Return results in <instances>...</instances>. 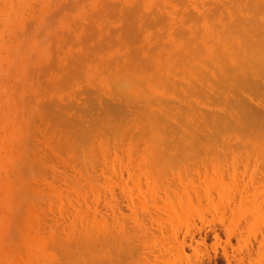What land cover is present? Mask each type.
I'll return each instance as SVG.
<instances>
[{
    "label": "rangeland",
    "instance_id": "374dc122",
    "mask_svg": "<svg viewBox=\"0 0 264 264\" xmlns=\"http://www.w3.org/2000/svg\"><path fill=\"white\" fill-rule=\"evenodd\" d=\"M136 1L0 0V264H62L63 261L70 260L69 263L63 264H264V53H258L262 47L253 52L254 48L259 46L254 44L255 41H264V0L250 1L253 6L245 4L248 0H244L245 3L242 0ZM228 1L234 6L235 2L241 5L233 8L239 22L246 19L244 22L248 29L238 21L237 24L232 22L243 32L240 37L236 36L249 40L247 42L243 39L248 43V47L243 43L245 48H242L243 41L237 39L235 34H232L235 41L230 37V32L234 33L236 29L231 23L232 19H236V15H233L234 12L232 14L233 8ZM215 6H220L221 9L214 8ZM248 7H254L257 12L249 13ZM124 11L126 13H122ZM128 11L134 15L130 16ZM206 13L209 14L208 18ZM254 13L256 15H251ZM191 14L200 16L192 19ZM143 16L150 19L145 20ZM126 19H132L130 21L134 22L131 25L135 28L130 25L132 29L129 27L130 31H127V25L131 22ZM156 19L163 22L159 24L161 21L157 22ZM251 19L257 22L252 21L256 29L251 25ZM145 21L150 22L145 24ZM121 24L129 34L131 30L135 31L134 35L139 33L142 41L138 39V35L132 34L133 31L130 36L124 28L121 30ZM150 24L156 26L149 28ZM228 26L233 27L230 30ZM177 27L179 33L176 34ZM138 29H141V34ZM198 29H202V32H197ZM250 29L251 33H245ZM223 30L227 32L226 35ZM193 32L195 33L191 34ZM173 33L176 34L175 38ZM107 35L109 40L106 39ZM258 35L259 39H256ZM253 38L256 40L252 43L250 39ZM126 41L129 43L126 44ZM200 45L202 49L198 50ZM237 45L241 47L238 56L234 49ZM128 47H135L138 51L133 52ZM150 47L155 48V52ZM250 47H253V50ZM148 49L152 51L151 54ZM221 52L227 53L224 55ZM179 53H182V56H179ZM254 54L260 55L255 59ZM76 55L81 56V59ZM116 55L125 58L118 59ZM202 56H205V60L201 59ZM238 57L241 58V63ZM148 58L152 60L149 61ZM140 59L142 63L138 64ZM145 61L149 62V65L146 62V65L141 66ZM226 62L227 64H224ZM150 63L153 65L150 66ZM130 64L132 67L138 65L136 67L139 68H132L128 66ZM238 64L241 67H238ZM191 65L193 67H190ZM195 66H198V69ZM160 67L162 70H159ZM214 67L217 70L212 72ZM225 67L227 70H231L230 67L233 69L228 70L229 72L226 70V73ZM170 69L172 71H169ZM199 69L203 71L200 72ZM235 69L238 76L233 71ZM204 72L205 75H201ZM206 74H209V78ZM139 76L143 79L141 83ZM218 76L220 80L225 77L230 79L225 83L226 80L221 82ZM147 78L150 79L149 83ZM175 80L180 84L178 87L175 83L176 87L172 84ZM210 80L216 82L212 83ZM162 81L164 84L168 81L167 85ZM233 82H238L240 91L237 85L235 90ZM125 83H128L127 86ZM215 83H218V87ZM169 84L170 89H167ZM157 85L162 88H157ZM164 91L167 92L163 93ZM191 93L196 94L194 96ZM214 97H222L223 100ZM234 98L235 101L239 100L236 103L242 102V106L240 103L237 106ZM217 100L224 104H219L220 101L218 103ZM147 106L149 108H146ZM233 106L236 111L232 109ZM161 109L163 115L160 114ZM192 113L196 116L193 117L195 122ZM243 113L244 115H241ZM168 114L171 115L170 118ZM215 115L217 117L213 122ZM240 116L243 120L251 117L252 119L243 122L238 118ZM161 120H164L163 123ZM139 122L142 124L139 125ZM208 122L214 124L210 125ZM199 123L200 127H196ZM224 123L228 128L224 127ZM213 125L215 128H212ZM237 126L242 130V134ZM155 127L159 132L155 131ZM163 129L165 132H162ZM250 129L254 131L252 134ZM222 130L227 133L224 134ZM230 132L232 134L229 135ZM244 132L247 133L244 135ZM163 133H167L165 135L169 137H165ZM223 134L229 135L230 138ZM157 135L159 138H156ZM178 140L186 144L180 143L181 148L177 144ZM194 145L195 147H192ZM170 146L171 148H168ZM219 176L223 183L216 180H219ZM241 190L244 191L242 194ZM163 192H166V195ZM241 195H246V202L240 200L243 198ZM253 198H256L255 202ZM189 203L193 209L187 208ZM258 204L263 206L258 207ZM238 221L244 225H240ZM101 226L108 228L113 237L107 233L106 238H103V235L99 234ZM86 228L89 230L86 231ZM119 230L121 234L118 233ZM86 232L91 233V239H88ZM97 233L99 239H102L99 246ZM81 237L83 240L78 239ZM53 238L61 245L55 244V248L52 245L55 242ZM84 238L90 242L94 239L96 244L88 243ZM104 239L109 243L113 241L115 248ZM84 241H87L89 247L83 244ZM103 241L107 244L104 249L101 248ZM49 242L52 243L50 248ZM73 242L79 243L80 247L77 244L73 247ZM62 243L65 245L62 246ZM177 245H180L181 249H178ZM66 248L68 251L72 250L74 256L71 251L67 252ZM80 248H84L82 253L87 250L88 252L81 255L78 253ZM98 252L100 256L97 255ZM63 254L70 255L66 258ZM75 254L79 260L75 261ZM95 256L98 258L95 259Z\"/></svg>",
    "mask_w": 264,
    "mask_h": 264
},
{
    "label": "bare ground",
    "instance_id": "6f19581e",
    "mask_svg": "<svg viewBox=\"0 0 264 264\" xmlns=\"http://www.w3.org/2000/svg\"><path fill=\"white\" fill-rule=\"evenodd\" d=\"M130 1H131V0H130ZM135 1H136V0H135ZM175 1H177V0H174V2H175ZM181 1H182V0H181ZM181 1H180V2H181ZM183 1H184V0H183ZM233 1H234V0H233ZM242 1L244 2V0H242ZM242 1H239V2H242ZM245 1H246V0H245ZM250 1L252 2L253 0H248L246 3H245V2H244V3H245L246 5H248V6H249V5L253 6V4H251ZM255 1H256V0H255ZM136 2H137V1H136ZM136 2H135V3H136ZM178 2H179V1H178ZM225 2H226V1H225ZM237 2H238V0H237ZM237 2H235V6H234L233 4L231 5V2L229 3V1H228V4H230V7L232 6V8H233V7H237V6H238V7L241 6V5H239ZM243 2H242V3H243ZM248 2H250V3H248ZM263 2H264V1H263ZM133 3H134V2H133ZM133 3H132V4H133ZM172 3H173V1H172ZM183 3H184V2H183ZM247 3H248V4H247ZM260 3H262V2H260ZM25 4H26V3H25ZM136 4H138V2H137ZM157 4H158V3H157ZM228 4H226V6H227ZM63 5H64V4H63ZM67 5H68V4H67ZM69 5H70V4H69ZM69 5H68V6H69ZM142 5H143V4H142ZM171 5H172V4H171ZM176 5H177V4H176ZM213 5H214V4H213ZM259 5H260V4H259ZM259 5H258V7H259ZM65 6H66V5H65ZM65 6H64V7H65ZM135 6H136V5L133 6V9H134V10L136 9ZM143 6H144V5H143ZM187 6H188V5H187ZM208 6H210V5H208ZM208 6H207V8H208ZM221 6H222V5H221ZM62 7H63V6L61 5V8H62ZM138 7H139V4H138ZM138 7H137V8H138ZM211 7H212V6H211ZM223 7H224V6H223ZM228 7H229V6H228ZM230 7H229V8H230ZM256 7H257V5L255 6V8H256ZM125 8H126V7H125ZM125 8H123V9H125ZM214 8H217V6H215ZM214 8H213V9H214ZM219 8H220V6H219L217 9H219ZM232 8H230V9H232ZM243 8H245V7H243ZM243 8H242V9H243ZM248 8H249V7H248ZM253 8H254V7L249 8V13H250V11H254ZM260 8H261V6H260ZM62 9H63V8H62ZM117 9H118V8H117ZM126 9H127V8H126ZM138 9H139V8H138ZM138 9H137V10H138ZM140 9H141V6H140ZM140 9H139V10H140ZM199 9H200V8H199ZM213 9H212V10H213ZM217 9H215V10H213V11L216 12ZM220 9H221V8H220ZM250 9H252V10H250ZM263 9H264V8H263ZM67 10H70V9H67ZM130 10H131V9H130ZM161 10H162V9H161ZM183 10H184V9H183ZM201 10H202V9H201ZM206 10H207V9H206ZM224 10H225V9H224ZM228 10H229V9H228ZM234 10H235V8L232 9V14H233V12H234L233 15H236V13H235L236 10H235V11H234ZM71 11H72V9H71ZM121 11H122V9H121ZM178 11H179V10H178ZM190 11H191V9H190ZM204 11H205V10H204ZM204 11H203V12H204ZM208 11L210 12L209 9H208ZM221 11H222V10H221ZM241 11H242V10H241ZM139 12H140V11H139ZM162 12H163V11H162ZM191 12H192V11H191ZM191 12H189V13H191ZM215 12H214V13H215ZM239 12H240V11H239ZM254 12H257V11H254ZM30 13H31V12H30ZM58 13H59V12H58ZM90 13H91V12H90ZM110 13H111V12H110ZM122 13H126V12L124 11V12H122ZM128 13L130 14V16H131V15H134V14L130 13V11H128ZM146 13H147V12H146ZM195 13H196V12H195ZM218 13H219V12H218ZM243 13H244V10H243ZM245 13H248V11H245ZM249 13H248V15H250ZM263 13H264V12H263ZM184 14L186 15V13H184ZM192 14H194V13H192ZM192 14H191V15H192ZM207 14H208V13H206L205 15H206V17L208 18L209 16H207ZM222 14H224L223 11H222ZM116 15H117V14H116ZM121 15H126V14H121ZM167 15H168V14H167ZM172 15H174V14H172ZM191 15H190V17H191ZM205 15H204L203 17H205ZM208 15H209V14H208ZM240 15H241V14H240ZM248 15H246V16H248ZM251 15H256V14L254 13V14H251ZM260 15H262V13H261ZM136 16H137V15H136ZM136 16H135V17H136ZM147 16H149V14H148ZM187 16H188V14H187ZM195 16H197V15H195ZM195 16L192 15L191 18L193 19V17H195ZM198 16H200V15H198ZM198 16H197V17H198ZM243 16H244V14L242 15V17H243ZM17 17H18V16H17ZM116 17H117V16H116ZM120 17H121V16H120ZM143 17H144V16H143ZM157 17H158V16H157ZM201 17H202V16H201ZM201 17H199V18H201ZM210 17H211V15H210ZM236 17H238V16H237V15L234 16V18H236ZM252 17H253V16H252ZM263 17H264V16H263ZM54 18H55V17H54ZM146 18L150 19L149 17H146ZM146 18L144 17L145 20H147ZM159 18H160V16H159ZM179 18H180V17H179ZM188 18H189V17H188ZM211 18H212V17H211ZM214 18H215V17H214ZM231 18H233V17H231ZM246 18H247V17H246ZM254 18H255V17H254ZM256 18H257V17H256ZM60 19H61V18H60ZM121 19H122V18H121ZM128 19H129V18H128ZM161 19L163 20L164 17H161ZM189 19H190V18H189ZM205 19H206V18H205ZM219 19H220V18H219ZM236 19H237V20H236ZM236 19H232V20H231V23L234 24V22H232V21H235L236 24H237V21L239 22V18H236ZM240 19H241V18H240ZM260 19H261V18H260ZM85 20H86V19H85ZM114 20H115V17H114ZM130 20H132V19H130ZM130 20H129V21H130ZM137 20H139V19H137ZM158 20H160V19H158ZM158 20L156 19L155 21L158 22ZM162 20H160L161 22H159V24L163 22ZM166 20H167V19H166ZM195 20H196V18H195ZM245 20H246V19H245ZM245 20H243V22H241L242 20H240L239 23H241L242 25L245 26V25H246V22H244ZM253 20H254V19H251V20H250L251 22L248 20V22H250L251 25H252V24L254 23V21H255V20H254V21H253ZM256 20H257V19H256ZM116 21H117V19H116ZM116 21H115V22H116ZM126 21L129 22L127 19H126ZM126 21L123 22V23L125 24ZM175 21H176V20H175ZM252 21H253V23H252ZM130 22H131V23H130ZM130 22H129L130 24H128V25L126 24V25H127V29H128L129 27H131V26L133 27V25H131V24H133L134 21H130ZM145 22H146V23H145ZM145 22H143V23L147 24V23H149L150 21H149V22H148V21H145ZM185 22H186V21H185ZM185 22L183 21V23H185ZM187 22H188V21H187ZM198 22H199V21H198ZM214 22H215V21H214ZM224 22H225V21H224ZM260 22H261V21H260ZM141 23H142V22H141ZM154 23H155V22H154ZM193 23H197V22L193 21ZM208 23H209V22H208ZM239 23H238V24H239ZM255 23H257V22L255 21ZM155 24H157V23H155ZM155 24H152V25H153V26H156ZM177 24H178V23H177ZM200 24H201V23H200ZM200 24H199V25H200ZM228 24H230V23L228 22ZM258 24H259V23H258ZM261 24H262V23H261ZM263 24H264V23H263ZM65 25H66V24H65ZM100 25H101V24H100ZM117 25H118V24H117ZM121 25L123 26V24H121ZM126 25H125V26H126ZM130 25H131V26H130ZM152 25L150 24V26L148 25V27H149V28H150V27L152 28V27H153ZM157 25H158V24H157ZM178 25H179V24H178ZM222 25H223V24H222ZM224 25H225V27H227L226 23H225ZM253 25L255 26V24H253ZM122 26H120V28H121ZM142 26H143V24L141 25V27H142ZM166 26H167V24H166ZM192 26H193V25H192ZM192 26H191V27H192ZM216 26H217V25H216ZM233 26H234V27H233ZM233 26H232L233 28L236 27L235 24H234ZM254 26H253V27H254ZM263 26H264V25H263ZM263 26H262V28H264ZM111 27H112V26H111ZM132 27H131V29H132ZM136 27H137V26H136ZM141 27H140V28H141ZM191 27H189V28H191ZM194 27H195V26H194ZM232 27H231V26H230V27L228 26V28H229L230 30L232 29ZM249 27H250V26H249ZM120 28H118L119 31H120ZM123 28H124V31H126V29H125L124 26L122 27L121 30H123ZM133 28H135V27H133ZM146 28H147V27H146ZM146 28H145V30H146ZM197 28H198V26H197ZM197 28H196V29H197ZM218 28H219V27H218ZM228 28H226V29L228 30ZM244 28L246 29L247 26H245ZM259 28H260V27H259ZM100 29H101V28H100ZM110 29H111V28H110ZM142 29H143V28H142ZM207 29H208V28H207ZM213 29H215V28H213ZM237 29H238V27H236V29H234V31H235L234 33H232V31L230 32V33H231V36H230L231 38H232V34H235L234 36L237 35L238 37H240V35L243 33V32H241V28L238 29V30H239V33H237V32H236ZM247 29H248V28H247ZM255 29H256V26H255ZM94 30H95V29H94ZM113 30H115V29H113ZM113 30H112V31H113ZM138 30H139V29H138ZM140 30H141V29H140ZM140 30H139V31H140ZM173 30H175V29H173ZM176 30H177V31H176V32L174 31V32H175L176 34L179 33V32H178V31H179L178 27H177ZM199 30H200V29H198L197 32H198ZM218 30H219V29H218ZM258 30H260V29H258ZM261 30H262V29H261ZM96 31H97V30H96ZM96 31H95V32H96ZM112 31H111V32H112ZM127 31H130V28H129ZM127 31H126V32H127ZM132 31H133V32H132ZM181 31H182V29H181ZM204 31H205V30H204ZM219 31H220V30H219ZM223 31H224V33H225V30H223ZM250 31H251V29L248 30V31L245 32V33H249ZM263 31H264V30H263ZM113 32H114V31H113ZM113 32H112L111 35H110L111 39L108 37V35H107V38H106V39L109 38L110 40H112V34H113ZM115 32H116V31H115ZM115 32H114V33H115ZM131 32H132V34L134 35V32H135V31H134V30H131ZM131 32H130V34H131ZM142 32H143V31H142ZM152 32H154V31H152ZM200 32H202V29L200 30ZM260 32H262V31H260ZM97 33H98V31L96 32V35H97ZM127 33L129 34V32H127ZM136 33H137V32H136ZM136 33H135V35H138V39L141 40V39L139 38V37H140L139 33H137V34H136ZM163 33H164V32H163ZM194 33H195V32H193V33H191V34H194ZM226 33H227V32H226ZM226 33H225V35H226ZM230 33H228V34H230ZM236 33H237V34H236ZM250 33H251V32H250ZM262 33H263V32H262ZM262 33H260V34L263 35ZM122 34H123V31H122ZM124 34L127 35L125 32H124ZM130 34H129V35H130ZM140 34H141V31H140ZM176 34L173 33L174 38H175ZM221 34H222V33H221ZM221 34H220V35H221ZM71 35H72V34H71ZM133 35H132V36H133ZM135 35H134V36H135ZM164 35H165V34H164ZM195 35H196V34H195ZM250 35H251V34H250ZM98 36H99V34H98ZM121 36H122V37H125V36H123V35H121ZM130 36H131V35H130ZM141 36H142V35H141ZM161 36H162V35H161ZM181 36H182V34H181ZM191 36H192V35H191ZM198 36H199V34H198ZM204 36H205V35H204ZM209 36H210V35H209ZM214 36H215V35H214ZM222 36H223V35H222ZM222 36H220V37H222ZM234 36H233V37H234ZM237 36H236V37H237ZM254 36H255V35H254ZM105 37H106V36H105ZM113 37H114V36H113ZM152 37H153V34H152ZM159 37H160V36H159ZM195 37H196V36H195ZM227 37H228V36H227ZM238 37H237V39H239ZM250 37H251V36H250ZM252 37H253V36H252ZM256 37H257V36H256ZM260 37H262V36H260ZM91 38H92V37H91ZM91 38H90V39H91ZM125 38H128V36H126ZM129 38H130V37H129ZM131 38H132V37H131ZM150 38H151V37H150ZM168 38H169V37H168ZM224 38H225V37H224ZM231 38H230V39H231ZM247 38H249V36H248ZM109 39H108V40H109ZM133 39H134V40H138V39H135V38H133ZM177 39H178V38H177ZM232 39H233V40H232ZM232 39H231L232 41H235L234 38H232ZM237 39H236V41H237ZM243 39H245V41H247V42H248L249 40H248V39L246 40V37H243L242 39H239L241 42L243 41V42L241 43V47H242V48H245V44H246V43H245V41H244ZM256 39H259V35H258V38H256ZM256 39L253 38V39H250V41L253 43V40H256ZM260 39H261V38H260ZM81 40H84V39H81ZM96 40H97V39H96ZM134 40H133V42H135ZM139 40H138V41H139ZM148 40H149V39H148ZM155 40H156V39H155ZM84 41H85V40H84ZM101 41H102V39H101ZM115 41H117V40H115ZM141 41H142V40H141ZM149 41H150V40H149ZM229 41H230V40H229ZM113 42H114V41H113ZM121 42H122V41H121ZM127 42L129 43V41H126V44H127ZM152 42H153V41H152ZM160 42H161V41H160ZM162 42H163V41H162ZM185 42H186V41H185ZM188 42H189V41H187V43H188ZM207 42H208V40H207ZM230 42H231V41H230ZM237 42H238V41H237ZM251 42H250V44H251ZM101 43H102V42H100V44H101ZM131 43H132V42H131ZM136 43H137V42H136ZM182 43H183V42H182ZM214 43H215V42H214ZM226 43H229V42H226ZM243 43H245V44H243ZM262 43H263V44H262ZM47 44H48V43H47ZM116 44H117V43H116ZM126 44H125V45H126ZM165 44H166V42H165ZM193 44H194V43H193ZM193 44H192V45H193ZM234 44H235V43H234ZM242 44H243V45H242ZM254 44H255V45H258V44H259V46H258V48H257V47L254 48V51H253V52H255L256 49H259L260 47H262V48L260 49V51H258V50H257V51H258V53H261V54L264 53V41H263V42H260V43L255 41ZM87 45H88V44H87ZM112 45H113V47H114L115 44L113 43ZM125 45H124V46H125ZM128 45H129V44H128ZM133 45H134V44H133ZM183 45H186V44L183 43ZM189 45H190V42H189ZM214 45H215V44H214ZM219 45H220V44H219ZM246 45H247V47L249 46L248 43H247ZM141 46H142V45H140V47H141ZM143 46H144V44H143ZM143 46H142L141 48H143ZM157 46H158V45H156V48H158ZM197 46H198V45H196V47H197ZM243 46H244V47H243ZM252 46H253V45H252ZM76 47H77V46H76ZM111 47H112V46H111ZM111 47H110V48H111ZM115 47H116V46H115ZM119 47H120V46H119ZM129 47L131 48L132 46L130 45ZM129 47H128V49H129V50H132L133 52L136 50L135 47H134V49H133V48L130 49ZM144 47H145V46H144ZM216 47H217V46H216ZM218 47H219V46H218ZM223 47H224V45H223ZM223 47H222V48H223ZM227 47H228V46H227ZM230 47L232 48V47H234V45H233V46H230ZM241 47H240V45H237V48H234L235 51H236V53H238V52L240 51V48H241ZM86 48H87V47H86ZM138 48H139V47H138ZM160 48H161V47H160ZM171 48H172V47H171ZM200 48H201V45H200V47L197 48V49L199 50ZM238 48H239V49H238ZM252 48H253V47H252ZM252 48L250 47V49H252ZM91 49H93V47H92ZM95 49H96V48H95ZM111 49H112V48H111ZM121 49H122V48H121ZM121 49H120V50H121ZM143 49H144V48H143ZM150 49H151V50L153 49V51H154L155 48L150 47ZM150 49H148V51H149ZM194 49H196V48H194ZM201 49H202V48H201ZM216 49L218 50V48H216ZM229 49H230V48H229ZM234 49H232V51H234ZM262 49H263V50H262ZM157 50H158V49H157ZM170 50H171V49H170ZM192 50H193V49H192ZM230 50H231V49H230ZM237 50H238V51H237ZM243 50H244V49H243ZM248 50H249V49L247 48V51H248ZM252 50H253V49H252ZM92 51H93V50H92ZM137 51H138V50H136L135 52H137ZM148 51H147V52H148ZM159 51H160V50H159ZM218 51H219V50H218ZM223 51H224V50H223ZM228 51H229V50H228ZM232 51H231V52H232ZM245 51H246V49H245ZM247 51H246V52H247ZM59 52H60V51H59ZM61 52H62V51H61ZM61 52H60V53H61ZM151 52H152V51H151ZM151 52L149 51L148 53L151 54ZM154 52H155V51H154ZM189 52H190V51H189ZM194 52H195V51H194ZM194 52H192V53H194ZM200 52H202V51H200ZM214 52H215V51H214ZM231 52H230V53H231ZM68 53H69V52H68ZM90 53H92V52H90ZM108 53H109V52H108ZM172 53H173V52H172ZM223 53H224V52H223ZM223 53L221 52V54H223ZM225 53H227V52H225ZM225 53H224V55H225ZM234 53H235V52H234ZM240 53H241V52H240ZM240 53H238L237 56L240 55ZM65 54H66V53H65ZM133 54H134V53H133ZM159 54H160V53H159ZM179 54H180L179 56H182V53H179ZM194 54H196V53H194ZM204 54H205V53H204ZM213 54L219 56V54H215V53H213ZM232 54H233V53H232ZM249 54H250V53H249ZM252 54H253V53H252ZM67 55H68V54H67ZM80 55H81V53H80ZM94 55H95V54H94ZM123 55H124V54H123ZM152 55H153V53H152ZM154 55H155V54H154ZM196 55L198 56V54H196ZM246 55L248 56V54H246ZM254 55H255V54H254ZM256 55H257V56H256ZM256 55H255V59L258 58L260 54H259V55L256 54ZM57 56H58V55H57ZM91 56H92V55H91ZM116 56H117V55H116ZM125 56H126V54H125ZM125 56H122V57L125 58ZM135 56H137V55H135ZM161 56H162V55H160V57H161ZM200 56H201V55H200ZM208 56H210V55H207V57H208ZM74 57H75V55H74ZM76 57H78V59H81V58H80L81 56L79 57V56L76 55ZM118 57H119V56H117V58H118ZM120 57H121V56H120ZM120 57H119L118 59H120ZM122 57H121V58H122ZM127 57H128V56H126V59H127ZM148 57H149V56H148ZM177 57H178V56H177ZM183 57H184V56H183ZM183 57H182V59H183ZM204 57H205V56H202L201 59H203ZM220 57H221V55H220ZM233 57H235V56H233ZM233 57H232V59L234 60ZM240 57H242V54H241ZM251 57H252V56H251ZM262 57H263V56H262ZM112 58H113V57H112ZM114 58H115V57H114ZM129 58H130V57H129ZM133 58H134V57H133ZM161 58H162V57H161ZM171 58L173 59L172 56H171ZM171 58H170V59H171ZM178 58H179V57H178ZM178 58H177V59H178ZM209 58H211V57H209ZM212 58H214V56H213ZM212 58H211V59H212ZM228 58H230V57H228ZM228 58H227V59H228ZM90 59H93V58H90ZM131 59H132V58H131ZM131 59H130V61H131ZM135 59H136V58H135ZM137 59H138V57H137ZM148 59H149V61L152 60V59L150 60V58H148ZM148 59H147V60H148ZM193 59H194V58H193ZM206 59H207V58H206ZM216 59H219V58H216ZM251 59H252V58H251ZM71 60H72V59H71ZM71 60H70V61H71ZM95 60H96V59H95ZM141 60H142V59H140V61H139L138 64H140V62L142 63ZM143 60H146V59H143ZM190 60H192V59H190ZM190 60H189V61H190ZM197 60L199 61V59H197ZM203 60H205V59H203ZM208 60H209L208 62H210V59H208ZM219 60H220V59H219ZM238 60H240L239 62L241 63V58L238 57ZM238 60H237V61H238ZM68 61H69V60H68ZM80 61L82 62V60H80ZM91 61H94V60H91ZM169 61H170V60H169ZM212 61H213V60H212ZM217 61H218V60H217ZM220 61H221V60H220ZM220 61H219V62H220ZM227 61H229V60H227ZM234 61H235V60H234ZM136 62H137V61H135V63H136ZM146 62H147V61H145L141 66L146 65V64H145ZM176 62H177V60H176ZM195 62H196V61H195ZM219 62H218V63H219ZM222 62H225V61H222ZM222 62H221V63H222ZM235 62H236V61H235ZM239 62H238V63H239ZM92 63H93V62H92ZM106 63H107V62H106ZM108 63H109V64L111 63V59H110V62H109V60H108ZM120 63H121V60H120ZM129 63H131V62H129ZM129 63H127V64H129ZM133 63H134V62H133ZM187 63H188V61H187ZM190 63H191V62H189V65H190ZM210 63H211V62H210ZM210 63H209V64H210ZM240 63H239V64H240ZM81 64H82V63H81ZM83 64H84V63H83ZM94 64H95V63H94ZM121 64H123V62H122ZM147 64L149 65V62H147ZM203 64H204V63H203ZM215 64H216V63H215ZM222 64H223V63H222ZM224 64H227V62L224 63ZM239 64H238V65H239ZM105 65H106V64H105ZM151 65H153V63H152V64L150 63V66H151ZM174 65H175V64H174ZM178 65H179V64H178ZM186 65L188 66V64H186ZM186 65H185V66H186ZM101 66H102V65H101ZM124 66H125V65H124ZM128 66L132 67L131 64L128 65ZM128 66H127V67H128ZM136 66H138V65H136ZM136 66H134V67H136ZM170 66H171V65H170ZM187 66H186V67H187ZM202 66H203V65H202ZM207 66H208V65H207ZM211 66H212V65H210V67H211ZM222 66H224V65H222ZM235 66H236V65H235ZM49 67H50V66H49ZM111 67H112V66H111ZM134 67H132V68H134ZM152 67H153V66H152ZM174 67H175V66H174ZM190 67H193V66L191 65ZM195 67H196V66H195ZM195 67H194V70H195L196 68L198 69V66H197L196 68H195ZM200 67H201V66H200ZM212 67H213V66H212ZM212 67H211V68H212ZM238 67H241V66L239 65ZM109 68H110V67H109ZM113 68H114V67H113ZM136 68H137V67H136ZM138 68H139V67H138ZM138 68H137V69H138ZM188 68H189V67H188ZM222 68H223V67H222ZM225 68H226V67H225ZM225 68H224V69H225ZM234 68H235V67H234ZM110 69H111V68H110ZM137 69H134V71L137 70ZM141 69H142V71L144 70L142 67H141ZM160 69L162 70V67H160L159 70H160ZM200 69H202V68H200ZM200 69H199V71H200ZM212 69H213V68H212ZM215 69L217 70V68L214 67V70H212V72L215 71ZM224 69H223V72H224ZM230 69L232 70L233 68L230 67ZM236 69H238V68L236 67ZM236 69L233 70V71H235V72L237 73ZM90 70H91V69H90ZM120 70H121V69H120ZM129 70H130V69H129ZM226 70H227V68L225 69V72H226ZM228 70H229V69H228ZM228 70H227V72L231 71V70H229V71H228ZM96 71H97V70H96ZM105 71H106V70H105ZM111 71H112V70H110V72H111ZM152 71H153V70H152ZM155 71H156V70H155ZM169 71H172V70L170 69ZM178 71H179V70H178ZM178 71H177V72H178ZM202 71H203V70H201L200 72H202ZM93 72H94V71H93ZM118 72H119V71H118ZM132 72H133V71H132ZM144 72H145V71H144ZM158 72H159V71H158ZM182 72H183V71H182ZM184 72H185V71H184ZM197 72H198V71H197ZM197 72H196V73H197ZM221 72H222V70H221ZM223 72H222V73H223ZM227 72H226V73H227ZM238 72H239V69H238ZM102 73H103V72H102ZM102 73H101V74H102ZM105 73H106V72H105ZM120 73H121V72H120ZM120 73H119V74H120ZM133 73H134V72H133ZM142 73H143V72H142ZM153 73H154V72H153ZM162 73H163V72H162ZM172 73L174 74V72H172ZM206 73H207V72H206ZM116 74H117V73H116ZM119 74H118V76H119ZM121 74H122V73H121ZM181 74H182V73H181ZM184 74H185V73H184ZM202 74L205 75V72H204V73H201V75H202ZM219 74H220V73H218V75H219ZM229 74L232 75L231 72H230ZM111 75H113V74H111ZM111 75H110V76H111ZM146 75H147V74H146ZM153 75H154V74H153ZM155 75H156V74H155ZM192 75H193V74H192ZM208 75H209V74H208ZM208 75L206 74V76H208ZM235 75H236V74H235ZM235 75H234V77H235ZM240 75H241V74H240ZM240 75H239V76H240ZM120 76H121V75H120ZM123 76H124V75H122V77H123ZM125 76H127V75H125ZM149 76H151V75H149ZM177 76H178V75H177ZM184 76H185V75H184ZM216 76H217V73H216ZM216 76H215V77H216ZM237 76H238V73H237ZM139 77H140V76H139ZM151 77H152V76H151ZM171 77H172V76H171ZM218 77H219V76H218ZM107 78H109V76H108ZM127 78H128V77H127ZM130 78H131V77H130ZM140 78H141V77H140ZM160 78H161V77H160ZM160 78H159V79H160ZM166 78H167V77H166ZM201 78H202V80H204L202 76H201ZM201 78H200V79H201ZM208 78H209V76H208ZM208 78H207V79H208ZM225 78H226V77H225ZM225 78H223V79H221V80H223V82L226 80V81H225V83H226V82H228L227 80H229L230 78H229V79H227V78L225 79ZM232 78H233V77H232ZM235 78H236V77H235ZM117 79H118V78H117ZM122 79H123V78H121V81H123ZM128 79H129V78H128ZM136 79L138 80V78H136ZM141 79H142V78H141ZM147 79H148V78H147ZM188 79H189V78H188ZM210 79H211V78H210ZM218 79L220 80V77H219ZM238 79L240 80V78H238ZM111 80H112V79H111ZM149 80H150V79H148V83H149ZM152 80H153V79H151V81H152ZM157 80H158V79H157ZM162 80L165 81L164 78H163ZM208 80H209V79H208ZM208 80H207V81H208ZM211 80H212V79H211ZM211 80H210V82L213 83V82H214L215 80H217V79L215 78L214 81H211ZM221 80H220V81H221ZM101 81H102V80H101ZM112 81H113V80H112ZM118 81H120V80H118ZM129 81L132 82L131 80H129ZM129 81H128V82H129ZM139 81H140V83H141V82H143V79H142V81H141V80H139ZM163 81H162V82H163ZM171 81H172V80H171ZM192 81H193V80H192ZM198 81H199V80H198ZM217 81H218V80H217ZM220 81H218V82H220ZM115 82H116V81H115ZM124 82H127V81H124ZM130 82H129V83H130ZM190 82H191V80H190ZM215 82H216V81H215ZM221 82H222V81H221ZM102 83H103V82H102ZM113 83H114V82H113ZM122 83H123V82H122ZM133 83H135V82L133 81ZM167 83H168V81H167ZM167 83L164 84V82H163L164 85H167ZM174 83L177 85V87L180 85V84H178V82H176V80H175V82L173 81L172 84L174 85ZM179 83H182V84H183V82H179ZM193 83L195 84L194 81H193ZM202 83H203V81H202ZM235 83H236V84H235ZM237 83H238V82H233L234 87H235V90L237 89V86H238V88H239V85H238ZM241 83H242V82H241ZM127 84H128V83H127ZM127 84L125 83L126 86H127ZM144 84H145V83H144ZM153 84H154V83H153ZM160 84H162V83H160ZM191 84H192V82H191ZM114 85L116 86V83H114ZM136 85H137V83H136ZM164 85H163V86H164ZM170 85H171V84H169L168 87L166 86L167 89H170V88H169ZM183 85H184V84H183ZM183 85H181V86H183ZM185 85H186V84H185ZM185 85H184V86H185ZM195 85H196V84H195ZM200 85H201V84H200ZM207 85H208V83H207ZM215 85L218 87V83H215ZM219 85H221V84H219ZM230 85H231V84H230ZM236 85H237V86H236ZM115 86H114V87H115ZM118 86H119V85H118ZM131 86H132V85H131ZM142 86H143V85H142ZM158 86H159V85H157L156 87H157V88H160V86H159V87H158ZM232 86H233V85H232ZM102 87H103V86H102ZM112 87H113V85H112ZM128 87H129V86H128ZM174 87H176V86L174 85ZM174 87H173V88H174ZM189 87H190V86H189ZM207 87H208V86H207ZM161 88H162V87H161ZM161 88H160V89H161ZM186 88H187V87H186ZM196 88H198V85H196ZM208 88H209V87H208ZM215 88H216V87H215ZM190 89H192V87H191ZM100 90H101V89H100ZM103 90H104V89H103ZM112 90H113V88H112ZM119 90H120V89H119ZM142 90H143V88H142ZM154 90H155V88H154ZM199 90H200V89H199ZM229 90H230V89H228V93H229ZM238 90L240 91V88H239ZM101 91H102V90H101ZM110 91H111V89H110ZM110 91H109V93H110ZM131 91H132V90H131ZM178 91H179V90H178ZM200 91L203 92L202 89H201ZM106 92H107V91H106ZM106 92H105V93H106ZM111 92H112V91H111ZM166 92H167V91H164L163 93H166ZM186 92H187V91H186ZM204 92H206V91L204 90ZM136 93H137V91H136ZM155 93H156V92H155ZM199 93H200V92H199ZM220 93H221V92H220ZM228 93H227V94H228ZM240 93H241V92H240ZM240 93H239V94H240ZM191 94H192V95L194 94V96H195L196 93H191ZM191 94H189V95H191ZM216 94H219V93H216ZM216 94H215V95H216ZM227 94H226V95H227ZM171 95H172V94H171ZM198 95H200V94H198ZM215 95H214V96H215ZM219 95H220V94H219ZM219 95H218V96H219ZM226 95H225V96H226ZM237 95H238V94H237ZM210 96L212 97L213 95L211 94ZM227 96H228V95H227ZM227 96H226V97H227ZM201 97H202V95H201ZM211 97H210V98H211ZM240 97H241V96H240ZM202 98H203V97H202ZM205 98H206V97H205ZM210 98H209V99H210ZM215 98H216V97H214V99H215ZM219 98L222 99V97H219ZM219 98H216V99H219ZM227 98H228V97H227ZM225 99H226V98H225ZM232 99H233V98H231V100H232ZM166 100L168 101V98H167ZM191 100H192V99H191ZM207 100H208V99H207ZM210 100L212 101V99H210ZM222 100H223V99H222ZM228 100H229V98H228ZM236 100H237V99H236ZM217 101H218V100H217ZM219 101H220V100H219ZM219 101H218V103H219ZM225 101L228 102L227 100H225ZM238 101H239V100L235 101V98H234V102H235L236 105L240 103V102H239V103H236V102H238ZM191 102H193V101H191ZM199 102H201V101H199ZM204 102H205V101H204ZM207 102H208V101H207ZM207 102H206V103H207ZM229 102H230V101H229ZM234 102H233V103H234ZM206 103H205V104H206ZM210 103H211V102H210ZM210 103H208V104L210 105ZM241 103H242V102H241ZM241 103H240V105H241ZM191 104H193V103H191ZM219 104H224V103H222V101H220ZM235 104H234V106H236ZM211 105H212V104H211ZM217 105H218V104H217ZM158 106H159V105H158ZM166 106H167V105H166ZM227 106H228V105H227ZM234 106L232 107V109H235ZM237 106H238V105H237ZM241 106H242V105H241ZM244 106H245V105H244ZM229 107H230V106H229ZM229 107H228V108H229ZM146 108H149V107L147 106ZM160 108H161V107H160ZM166 108L169 109L168 106H167ZM242 108H243V107H242ZM158 109H159V108H158ZM239 109H240V108H239ZM244 109H245V108H244ZM148 110H150V109H148ZM226 110H227V108H226ZM226 110L224 109V111H226ZM242 110H243V109H242ZM242 110H241V112H242ZM154 111H155V109H154ZM163 111H164V108H163ZM169 111H170V110H169ZM195 111H196V109L193 110V113H195ZM213 111H215V110H213ZM227 111H229V110H227ZM227 111H226V112H227ZM235 111H236V109H235ZM243 111H245V110H243ZM158 112H159V110H158ZM231 112H232V111H231ZM231 112H230V113H231ZM241 112H240V113H241ZM163 113H164V112H163ZM165 113H166V112H165ZM165 113H164V114H165ZM168 113H169V112H168ZM193 113H192V119H193V117L196 118V116H195ZM222 113H223V112H222ZM224 113H225V112H224ZM224 113H223V114H224ZM227 113H229V112H227ZM235 113H236V112H235ZM240 113H239V114H240ZM245 113H246V112H245ZM160 114H162V109H161ZM160 114H159V115H160ZM196 114H197V113H196ZM208 114H209V113H208ZM231 114L234 115L233 113H231ZM156 115L158 116V114H156ZM156 115H155V116H156ZM162 115H163V114H162ZM169 115H170V114H168V118L171 117V115H170V117H169ZM193 115H194V116H193ZM209 115H210V114H209ZM241 115H244V113L241 114ZM246 115H247V114H246ZM249 115H250V111H249ZM257 115H258V114H257ZM260 115H261V113H260ZM166 116H167V114H166ZM197 116H198V115H197ZM204 116H206V115H204ZM213 116H214V115H213ZM235 116H236V115H235ZM161 117H162V116H161ZM210 117H211V116H210ZM216 117H217V116L215 115L213 122L215 121V118H216ZM233 117H234V116H233ZM249 117H251V116H249ZM155 118L157 119V117H155ZM204 118H205V117H204ZM211 118H212V117H211ZM227 118H228V117H227ZM238 118H241V116L238 117ZM242 118H243V117H242ZM242 118H241V119H242ZM160 119H161V118L159 117V120H160ZM173 119H174V118H173ZM206 119H207V117H206ZM218 119H219V118H218ZM223 119H224V118H223ZM247 119H252V117H251V118H247ZM247 119L244 118L245 121H246ZM258 119H259V118H258ZM138 120L141 121L140 119H138ZM193 120H194V122H195V119H193ZM209 120H211V119H209ZM219 120H220V119H219ZM225 120H227V119L225 118ZM234 120H235V117H234ZM237 120H239V119H237ZM244 120L242 119L241 121L244 122ZM163 121H164V120H163ZM163 121L161 120L162 123H163ZM197 121H200V120H197ZM202 121H203V120H202ZM206 121H207V120H206ZM228 121H229V120H228ZM231 121H233V120H231ZM259 121H260V120H259ZM259 121H258V122H259ZM141 122H143V121H141ZM144 122H145V121H144ZM166 122H167V121H166ZM210 122H211V121H210ZM220 122H221V121H220ZM224 122H225V121H224ZM250 122H252V121H250ZM258 122H257V123H258ZM139 123H140V122H139ZM155 123H157V122H155ZM155 123H154V124H155ZM208 123H209V122H208ZM217 123H219V122H217ZM222 123H223V121H222ZM229 123H230V122H229ZM247 123H248V122H247ZM247 123H246V124H247ZM260 123H261V121H260ZM262 123H263V122H262ZM133 124H134V123H133ZM141 124H142V123H140L139 125H141ZM147 124H148V123H147ZM159 124H161V123H159ZM200 124H201V123H199V126H196V127H200ZM202 124H204V122H202ZM209 124H210V123H209ZM212 124H214V123H212ZM212 124H210V125H212ZM232 124H233V123H232ZM234 124H235V122H234ZM241 124H242V123H241ZM246 124H245V126H246ZM250 124H251V123H250ZM258 124H259V123H258ZM143 125H144V124H143ZM145 125H146V123H145ZM150 125H151V124H150ZM156 125H157V124H156ZM156 125H155V126H156ZM206 125H208L207 122H206ZM223 125H225V123H224ZM230 125H231V124H230ZM235 125H236V124H235ZM242 125H243V124H242ZM247 125H248V124H247ZM263 125H264V124H263ZM133 126H136V127H137V125H133ZM160 126H162V125H160ZM160 126H158V127H160ZM213 126H214V125H213ZM213 126H212V128H215V126H214V127H213ZM238 126L240 127V124H238ZM238 126H237V128H238ZM250 126H251V125H250ZM252 126H253V125H252ZM258 126H259V125H258ZM261 126H262V125H261ZM261 126H259V127H261ZM145 127H147V126H145ZM158 127H157V128H158ZM203 127H204V126H203ZM203 127H202V128H203ZM224 127H227V128H228V126H226V125H225ZM224 127H223V128H224ZM259 127H257V128L260 129ZM137 128H138V127H137ZM160 128H161V127H160ZM162 128H163V126H162ZM193 128H194V127H193ZM216 128L218 129V125H217ZM244 128H245V127H244ZM247 128H249V127H247ZM135 129H136V128H135ZM203 129H204V128H203ZM208 129H210V128L208 127ZM217 129H215V130L217 131ZM225 129H226V128H225ZM231 129H232V127H231ZM233 129L235 130V127H234ZM238 129H239V128H238ZM238 129H237V130H238ZM241 129H242V128H241ZM262 129H263V128H262ZM148 130H149V129H148ZM152 130H154V128H152ZM157 130H158V129H157ZM157 130H156V127H155V131H156V132H157ZM196 130H197V129H196ZM218 130H219V129H218ZM227 130H228V129H227ZM229 130H230V129H229ZM234 130H233V131H234ZM239 130H240V129H239ZM150 131H151V129H150ZM160 131H161V130H160ZM200 131H201V130H200ZM222 131H223V130H222ZM231 131H232V130H231ZM240 131H241V134H242V130H240ZM240 131H239V132H240ZM247 131H248V129H247ZM252 131H253V130H252ZM252 131H251V129H250L251 134H252ZM255 131H256V130H255ZM259 131H260V130H259ZM263 131H264V130H263ZM153 132H154V131H153ZM158 132H159V130H158ZM162 132H165L164 129H163ZM166 132H168V131H166ZM203 132H204V131H203ZM225 132H226V131L224 130L223 133L225 134ZM228 132H229V131H228ZM253 132H254V131H253ZM257 132H258V130H257ZM168 133H169V132H168ZM199 133H200V132H199ZM221 133H222V132H221ZM221 133H219V134H221ZM226 133H227V132H226ZM245 133H247V132H244V135H245ZM259 133H260V132H259ZM262 133H263V132H262ZM143 134H144V133H143ZM143 134H142V135H143ZM149 134H150V133H149ZM151 134H152V133H151ZM155 134H156V133H155ZM155 134H153L154 137H155ZM158 134H159V133H158ZM163 134H164L165 137H169L168 135H167V136L165 135V134H167V133H163ZM192 134H193V133H192ZM224 134H223V135H224ZM230 134H232V133L230 132L229 135H230ZM234 134H235V133H234ZM234 134H233V135H234ZM236 134H237V133H236ZM241 134H240V136H241V138H242V135H241ZM253 134H254V133H253ZM161 135H162V133H161ZM201 135H202V134H201ZM216 135H218V134H216ZM226 135H227V134H226ZM226 135H224V136H226ZM229 135H227V137H228ZM238 135H239V134H238ZM244 135H243V136H244ZM257 135H258V133H257ZM144 136H145V134H144ZM195 136H196V134H195ZM203 136H204V134L202 135V137H203ZM262 136H264V135H262ZM139 137H140V136H139ZM139 137H138V138H139ZM149 137H150V136H149ZM162 137H163V135H162ZM236 137H237V135H236ZM253 137H254V135H253ZM253 137H252V138H253ZM156 138H159L158 135H157ZM192 138H193V137H192ZM207 138H208V137H207ZM224 138H225V137H224ZM229 138H230V136H229ZM252 138H251V139H252ZM209 139H210V138H209ZM209 139H208V140H209ZM226 139H227V138H226ZM226 139H225V140H226ZM248 139H249V138H248ZM147 140H148V139H147ZM161 140H162V139H161ZM167 140H168V139H167ZM174 140H175V139H174ZM191 140H192V139H191ZM228 140H229V139H228ZM261 140H262V139H261ZM170 141H172V140H170ZM178 141H179V143H177V144H179V146H181V144L184 142V141L182 142V140H181V142H180V140H178ZM178 141H174V142L176 143V142H178ZM193 141H194V140H193ZM203 141H204V140H203ZM203 141H202V143H203ZM239 141H240V140H239ZM198 142H199V141H198ZM207 142H208V141H207ZM222 142H223V141H222ZM222 142H220V143L222 144ZM226 142H228V141H226ZM226 142H223V143H226ZM255 142H256V141H255ZM258 142H259V141H258ZM258 142H257V143H258ZM262 142H263V140H262ZM156 143H157V141H156ZM180 143H181V144H180ZM190 143H191V142H190ZM192 143L195 144L194 142H192ZM196 143H197V142H196ZM199 143H200V142H199ZM263 143H264V142H263ZM149 144H150V143H149ZM149 144L146 143V145H149ZM159 144H160V143H159ZM183 144H184V143H183ZM183 144H182V145H183ZM185 144H186V143H185ZM185 144H184V145H185ZM197 144H198V143H197ZM229 144H230V143H229ZM261 144H262V143H261ZM261 144L259 143V145H261ZM160 145H161V144H160ZM191 145H192V144H191ZM198 145L201 146V143L198 144ZM230 145H231V144H230ZM232 145H234V144H232ZM161 146H162V145H161ZM168 146H169V144H168ZM171 146H172V145H171ZM171 146L168 147V148H171ZM174 146H176V145H174ZM223 146H225V145H223ZM263 146H264V145H263ZM146 147H147V146H146ZM149 147H150V146H149ZM153 147H154V146H153ZM172 147H173V146H172ZM185 147H187V146H185ZM185 147H184L183 149H185ZM192 147H195V145L192 146ZM196 147H197V146H196ZM175 148H176V147H175ZM181 148H182V146H181ZM190 148H191V146H190ZM190 148H188V149H190ZM226 148H228V146H227ZM149 149H151V148H149ZM177 149H178V147H177ZM174 150H176V149H174ZM176 151H177V150H176ZM182 151H183V150H182ZM225 151H226V150H225ZM184 152H185V150H184ZM225 156H226V155H225ZM183 166H184V165H183ZM183 166H181V167H183ZM177 169H178V168H177ZM181 169H182V168H181ZM185 169H186V168H185ZM174 171H175V170H174ZM172 172H173V170H172ZM217 172H218V171H217ZM174 173L176 174V171H175ZM177 173H178V172H177ZM220 177H221V176H219V180L216 179V177H214V178H215L217 181H219V182L221 181V182L223 183V180H221ZM214 178H213V179H214ZM180 180H181V179H180ZM217 181H216V182L214 181V183H217ZM221 182H220V183H221ZM217 184H218V183H217ZM244 184H245V183H244ZM244 184H243V186H244ZM246 184H247V183H246ZM148 185H149V184H148ZM234 185H235V184H234ZM234 185H232V187H233ZM165 187H166V186H165ZM163 188H164V187H163ZM244 188H245V187H244ZM247 188H248V187H247ZM252 188H253V186H252ZM166 189H167V188H166ZM213 189H214V187H213ZM213 189H212V190H213ZM249 189H250V188H249ZM164 190H165V189H164ZM169 190H170V189H169ZM223 190H224V189H223ZM244 190L246 191V189H244ZM250 190H251V189H250ZM158 191H159V190H158ZM210 191H211V190H210ZM215 191H216V190H215ZM225 191H226V190H225ZM234 191H235V190H234ZM241 191H242V192H241V194H242L244 191H243V190H241ZM248 191H249V190H248ZM166 192H167V191H166ZM166 192H163L164 195H166V194H165ZM217 192H218L219 194H221L219 190H217ZM157 193H158V192H157ZM160 193L162 194V192H160ZM171 193H172V192H171ZM209 193H210V192H209ZM211 193H212V192H211ZM168 194H169V193H168ZM232 194H233V193H232ZM208 195H209V194H208ZM237 195H239V194H237ZM169 196H170V194H169ZM169 196H168V197H169ZM210 196H211V195H209V197H210ZM230 196H231V195H230ZM162 197H164V196H162ZM198 197H199V196H198ZM231 197H232V196H231ZM234 197H235V196H234ZM238 197H239V196H238ZM241 197H243V196L241 195ZM241 197H240V198H241ZM244 197L246 198V195H244ZM244 197L240 199V200L243 201V203L246 202ZM253 197H254V196H253ZM232 198H233V197H232ZM232 198H231V199H232ZM247 198H248V197H247ZM108 199H109V198H108ZM166 199H167V198H166ZM243 199H244V200H243ZM253 199H254V202H255V199H256V198H253ZM101 200H102V199H101ZM104 200H105V199H104ZM234 200H235V199H234ZM237 200H238V199H237ZM242 201H241V202H242ZM249 201H250V200H249ZM235 202H236V200H235ZM237 202H238V201H237ZM241 202H240V203H241ZM256 202H257V201H256ZM262 202H263V201H262ZM262 202H261V203H262ZM193 203H194V202H192L191 204H193ZM197 203H198V202H197ZM238 203H239V202H238ZM238 203H237V204H238ZM248 203H249V202H248ZM251 203H252V202H251ZM33 204H34V203H33ZM107 204H108V203H107ZM189 204H190V203H189ZM191 204L189 205V207H187L188 209H193V208L191 207ZM241 204H242V203H241ZM193 205H194V204H193ZM196 205H198V204H196ZM199 205H200V204H199ZM233 205H234V204H233ZM235 205H236V204H235ZM245 205H246V204H245ZM247 205H248V204H247ZM251 205H252V204H251ZM253 205H254V204H253ZM261 205H262V204H261ZM261 205L258 204L257 206L260 207ZM31 206H32V205H31ZM31 206H30V207H31ZM106 206H107V205H106ZM236 206H237V205H236ZM236 206H235V207H236ZM243 206H244V205H243ZM262 206H263V205H262ZM32 207H33V206H32ZM32 207H31V208H32ZM190 207H191V208H190ZM197 207H198V206H197ZM197 207H196V208H197ZM247 207H248V206H247ZM233 208H234V207H233ZM241 208H242V207H241ZM249 208L251 209V207H249ZM27 209H28V208H27ZM243 209H244V207H243ZM243 209H242V210H243ZM245 209H246V208H245ZM253 209H254V208H253ZM109 210H110V209H109ZM112 210H113V208H112ZM237 210L239 211V207H238ZM237 210H236V213H237ZM247 210H248V209H247ZM240 211H241V210H240ZM259 212H260V211H259ZM24 213H25V212H24ZM243 213H244V212H243ZM255 213H256V212H255ZM108 214H109V212H108ZM110 214H111V212H110ZM249 214H250V212L248 213V215H249ZM253 214H254V213H253ZM259 214H260V213H259ZM260 215H261V214H260ZM260 215H259V216H260ZM246 216H247V215H246ZM261 216H262V215H261ZM32 217H33V216H32ZM237 217H238V215H237ZM263 217H264V216H263ZM240 218H241V217H240ZM254 218H256V217H254ZM258 218H260V217H258ZM100 219H101V218H100ZM102 219H103V218H102ZM251 219H252V218H251ZM262 219H263V218H262ZM94 220H95V219H94ZM103 220H104V219H103ZM103 220H102V223H103ZM244 220H246V219H244ZM258 220H259V219H257V221H258ZM107 221H108V220H107ZM234 221L236 222L235 219H234ZM248 221H249V220H248ZM89 222H90V221H89ZM97 222H98V221H97ZM97 222H96V224H97ZM235 222H234V224H235ZM238 222H239V221H238ZM240 222H241V220H240ZM240 222H239V224H240ZM252 222H253V221H252ZM254 222H255V221H254ZM262 222H263V221H262ZM98 223H99V222H98ZM104 223H105V222H104ZM110 223H111V222H110ZM114 223H115V222H114ZM236 223H237V222H236ZM242 223H244V221H243ZM245 223H246V221H245ZM248 223H249V222H248ZM260 223H261V222H260ZM260 223H259V224H260ZM80 224H81V223H80ZM85 224H86V222H85ZM249 224H251V223H249ZM259 224H258V225H259ZM77 225H79V223H78ZM83 225H84V224H83ZM103 225H104V224H103ZM240 225H244V224H240ZM89 226H90V225H89ZM116 226H117V225H116ZM97 227H99V226H97ZM111 227H113V225H112ZM111 227H110V229H113V228H111ZM119 227H120V226H119ZM258 227H259V226H258ZM116 228H117V227H116ZM86 229H87V228H86ZM89 229L91 230V226H90ZM89 229H87L86 231H88ZM241 229H242V227H241ZM260 229H261V228H260ZM95 230H96V229H95ZM107 230L109 231L108 228L105 229L104 226H103V227L101 226V228H100V233H99V234H100V235H103V238H106V235H105V234H107V233H108V234H107L108 236H109V234H110V236H112V234L110 233V231L107 232ZM113 230H114V229H113ZM113 230H112V231H113ZM112 231H111V232H112ZM262 231H263V230H262ZM79 232L81 233V230H79ZM124 232H125V231H124ZM263 232H264V231H263ZM82 233H83V231H82ZM82 233H81V234H82ZM118 233L121 234V231L119 230ZM122 233H123V232H122ZM86 234H87V232H86ZM92 234H93V233H92ZM73 235H74V232H73ZM87 235H89V236H88V239H91V238H92V237H90L91 233H90V234L88 233ZM95 235H96V234H95ZM256 235H257V234H256ZM81 236H82V235H81ZM97 236H98V233H97ZM108 236H107V238H108ZM57 237H58V236H57ZM57 237H56L55 239H57ZM65 237H66V236H65ZM74 237H76V236H74ZM112 237H113V236H112ZM257 237H258V236H257ZM93 238H94V237H93ZM101 238H102V237H101ZM55 239L53 238V240L55 241V242L53 241L54 244H52V243H51V244L54 245L55 248H56V245L59 246V245H61V244H58L59 242L57 243V241H56ZM74 239H75V238H74ZM78 239H82V240H83V237L78 238ZM84 239H87V238H84ZM88 239H87V241H88V243H89L90 240H88ZM97 239L99 240V241H98V243H99L98 246H99V245L101 244V240H102V239H99V236L97 237ZM118 239H119V238H118ZM256 239H257V238H256ZM262 239H264V238H262ZM92 240H93V241H91V242H93V243H91V242H90V243L95 245V244H96V241L94 242V239H92ZM104 240H105V239H104ZM116 240H117V239H116ZM121 240L123 241L122 238L120 239V242H122ZM124 240H125V239H124ZM180 240H181V239H180ZM37 241H38V239H37ZM62 241H65V240H62ZM70 241H72V240L70 239ZM76 241H77V240H76ZM78 241H80V240H78ZM87 241H84L83 244L85 243V245L88 246L89 244H88V243L86 244ZM105 241H107V240H105ZM105 241H103L102 243L104 244ZM257 241H258V240H257ZM107 242H108V241H107ZM107 242H106V243H107ZM117 242H118V241H117ZM117 242H116V243H117ZM258 242H259V241H258ZM263 242H264V241H263ZM263 242H262V243H263ZM66 243L68 244L69 242L66 241ZM80 243H81V241H80ZM108 243H109V242H108ZM110 243H111V242H110ZM110 243H109V245H113V244H114L113 241H112L111 244H110ZM116 243H115V244H116ZM51 244H50V242L48 243L49 248H50ZM55 244H56V245H55ZM62 244H63L62 246L65 245L64 243H62ZM71 244H72V243H71ZM74 244H77V245H78L79 243H74V242H73V244H72L73 247H75ZM252 244H253V243H252ZM46 245H47V244H46ZM77 245H76V246H77ZM106 245H107V244L101 245V246H103V247H101V248L104 249V246L106 247ZM180 245H181V244H180ZM180 245H179V246H180ZM62 246H61V247H62ZM68 246H69V244H68ZM90 246H91V245H90ZM177 246H178V245H177ZM179 246H178V249H181V246H183V245H181L180 247H179ZM73 247H72V250L74 249ZM78 247H80V246L78 245ZM81 247H82V246H81ZM88 247H89V246H88ZM116 247H117V246H116ZM49 248H46V249H49ZM52 248H53V246H52ZM52 248H51V249H52ZM58 248H59V247H57V249H58ZM70 248H71V246L69 247V249H70ZM95 248H96V246H95ZM110 248H111V247H110ZM112 248H115L114 245H113ZM182 248H184V247H182ZM57 249H56V250H57ZM59 249H60V248H59ZM69 249L66 248V251H67V252H70V251L72 252V250L68 251ZM83 249H84V248H83ZM83 249L80 248L79 251H78V253L80 252V254L82 255L84 252H88V250H87V251H84V252L82 253ZM90 249H92V248L90 247ZM52 250L54 251V248H53ZM80 250H81V251H80ZM92 250H93V249H92ZM92 250H91V251H92ZM97 250H98V249H96V251H97ZM100 250H101V249H100ZM105 250H106V249H105ZM74 251H75V253H77L76 250H74ZM89 251H90V250H89ZM110 251H112V249H110ZM63 252H64V251H63ZM71 252H70V253H71ZM180 252H181V251H179V253H180ZM65 253H66V252H65ZM73 253H74V252H72L71 255H72ZM78 253H77V254H78ZM89 253L91 254V252H89ZM183 253H184V251H183ZM61 254H62V253H61ZM66 254H67V253H66ZM66 254H65V255L63 254V255H64L65 257L70 255V254H69V255H66ZM80 254H78V256H79ZM93 254H94V253H93ZM180 254H181V253H180ZM59 255H60V253H59ZM85 255H86V254H85ZM97 255H99V252H98ZM73 256H74V254H73ZM87 256H88V258H89V254H87ZM93 256H94V255H93ZM99 256H100V255H99ZM62 257H63V256H62ZM75 257L77 258L76 254H75ZM83 257H84V255H83ZM66 258H67V257H66ZM70 258H71V257H70ZM76 258H75V261H76V260H79V259H78L79 257H78L77 259H76ZM80 258H81V257H80ZM88 258L86 259V261L88 260ZM97 258H98V257L95 256V259H97ZM48 259H49V258H48ZM92 259H93V258H92ZM95 259H94V260H95ZM101 259H102V258H101ZM50 260H51V259H50ZM66 260H67V259H66ZM82 260H84V258H83ZM82 260H81V261H82ZM90 260H91V259H90ZM90 260H89V261H90ZM106 260H107V259H106ZM59 261H60V258H59ZM67 261H68V260H67ZM70 261H71V260H70ZM70 261H69V262H70ZM72 261H73V260H72ZM75 261H74V262H75ZM91 261H93V260H91ZM91 261H90V262H91ZM102 261H103V260H102ZM102 261H101V263H102ZM69 262H65V261H63V263H69ZM95 262H96V261H95ZM104 262H106V261L104 260ZM63 263H62V264H63ZM71 263H72V262H71ZM14 264H15V263H14ZM72 264H73V263H72ZM79 264H81V263H79ZM102 264H103V263H102ZM104 264H105V263H104Z\"/></svg>",
    "mask_w": 264,
    "mask_h": 264
}]
</instances>
